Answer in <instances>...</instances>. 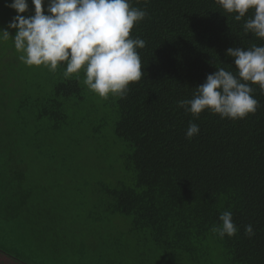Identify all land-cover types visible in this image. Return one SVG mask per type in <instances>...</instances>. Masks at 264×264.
I'll use <instances>...</instances> for the list:
<instances>
[{"label": "trees", "instance_id": "obj_1", "mask_svg": "<svg viewBox=\"0 0 264 264\" xmlns=\"http://www.w3.org/2000/svg\"><path fill=\"white\" fill-rule=\"evenodd\" d=\"M11 2L0 30L14 36ZM133 6L148 12L131 32L146 40L144 77L123 98H100L83 71L64 78L65 63L28 66L0 40V264H264V92L253 85L260 107L237 120L178 106L217 67L236 72L228 48L264 40L214 0ZM223 211L234 236L211 230Z\"/></svg>", "mask_w": 264, "mask_h": 264}, {"label": "clouds", "instance_id": "obj_2", "mask_svg": "<svg viewBox=\"0 0 264 264\" xmlns=\"http://www.w3.org/2000/svg\"><path fill=\"white\" fill-rule=\"evenodd\" d=\"M31 2L34 15L25 16L21 14L28 11V0H12L7 6L17 15L8 28L17 29L16 34L0 30V40L11 38L24 64L43 65L56 72L65 63L66 79L74 75L79 78L83 71V85L102 99L123 98L130 84L144 77L139 50L146 47V40L133 37L131 32L148 16L146 8L134 7L133 0H48L46 14L45 0ZM214 2L235 21H243L245 35L251 33L264 40V0ZM250 10L252 15L248 16ZM226 55L235 58L236 72L216 66L218 70L207 75L191 99L178 101L185 112L199 117L208 110L221 118L237 120L260 107L253 85L264 92V44L230 47ZM199 132V125L190 123L186 136L191 139ZM219 219L222 224L214 225L212 232L220 238L237 234L239 228L231 211H223ZM245 234L255 235L252 224L245 226Z\"/></svg>", "mask_w": 264, "mask_h": 264}, {"label": "rangeland", "instance_id": "obj_3", "mask_svg": "<svg viewBox=\"0 0 264 264\" xmlns=\"http://www.w3.org/2000/svg\"><path fill=\"white\" fill-rule=\"evenodd\" d=\"M44 167H45V166L43 165V166L41 167V169L43 170ZM72 210H73V211H76V208H72ZM30 244H31V243H30ZM30 244H27V245L23 246L21 249H22V250H25V251H28V248H29ZM32 260H34V257L31 258V261H32ZM86 261H87V259H86ZM44 264H46V263H44ZM73 264H76V263H73Z\"/></svg>", "mask_w": 264, "mask_h": 264}]
</instances>
